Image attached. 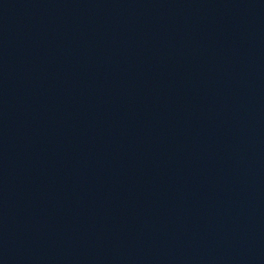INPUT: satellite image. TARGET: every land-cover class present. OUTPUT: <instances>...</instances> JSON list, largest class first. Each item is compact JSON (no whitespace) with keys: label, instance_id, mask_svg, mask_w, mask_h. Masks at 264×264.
<instances>
[{"label":"water","instance_id":"95a60500","mask_svg":"<svg viewBox=\"0 0 264 264\" xmlns=\"http://www.w3.org/2000/svg\"><path fill=\"white\" fill-rule=\"evenodd\" d=\"M0 264H264V0H0Z\"/></svg>","mask_w":264,"mask_h":264}]
</instances>
